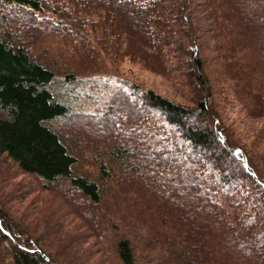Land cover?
<instances>
[{"label": "trees", "instance_id": "16d2710c", "mask_svg": "<svg viewBox=\"0 0 264 264\" xmlns=\"http://www.w3.org/2000/svg\"><path fill=\"white\" fill-rule=\"evenodd\" d=\"M82 81L112 93L73 153L53 126ZM263 141L264 0H0V264H264Z\"/></svg>", "mask_w": 264, "mask_h": 264}, {"label": "rangeland", "instance_id": "374dc122", "mask_svg": "<svg viewBox=\"0 0 264 264\" xmlns=\"http://www.w3.org/2000/svg\"><path fill=\"white\" fill-rule=\"evenodd\" d=\"M127 16H132L133 17V13L130 10H126L125 13ZM134 18V17H133ZM135 20V19H134ZM199 23L201 25V27H203L202 25L206 24V20L203 16V14H201L200 12V16H199ZM205 33L208 34L209 32L206 30L205 28ZM49 45L51 46V49L53 47H56V43L52 40L48 41ZM210 53L214 55V52L212 50V46L210 45V49H209ZM54 50L51 51V55H53ZM56 57V56H54ZM121 75L120 76H124L125 78L129 79V80H134L139 82L140 84H143L145 86L151 87L153 88L155 91L169 96L175 100L178 101H184V99L182 97H180L176 91L174 90V88L165 80L163 79L161 76L154 74L152 72L146 71L144 69L139 68L136 65L130 64L128 62H125L123 64H121V68H120V72ZM58 86V85H56ZM56 91H58V96L61 97V99L64 97H70L71 95H67V93L57 87H55ZM82 93H92L93 95V99L91 101H86L84 99V97L82 96ZM112 93V88L110 86V84L107 83H103L100 85H97L96 87H94V89L90 92L88 86L86 85L85 81H82L77 89L76 92L73 93L74 96H76V100H73L71 98H68L67 104L69 105L71 111L73 110H80L83 111V114L81 115H77L75 116H68L66 117L64 120H62L59 124L54 125L53 127L59 131H64V126H67L70 128L69 132V136L68 134H66V142L68 143V145L70 146V149L72 150L73 153H75L78 149L76 146H78V142H80L79 139V135L82 133H86L90 136L93 135L94 132L96 131H103V127L101 126V124H99L100 122V112L103 110L102 109V104H103V99L106 98V96L110 95ZM227 109L229 111V114L234 116L237 120V124L239 127V130L243 133L246 134H252V132L257 129V127L259 126V120H253L251 118H249L248 116H246L243 111L240 109L239 105L237 103H235L234 100H232L231 102H229V104L227 105ZM154 119V117L151 115L150 118L147 119ZM94 119V120H93ZM146 119V118H145ZM143 127L144 124H139ZM122 129V126L120 123H115L112 130L114 132H118ZM82 140V139H81ZM262 146H264V141L262 142ZM137 147L141 148V145H139L137 143ZM174 159L171 158V164L173 162H177L176 160L172 161ZM180 171V175H182V173H184V170L182 167H180V169H178ZM164 173V172H163ZM160 173V174H163ZM28 176H25L23 174H16L14 177H12L9 181H7L8 185L7 187L9 188L14 182H16L17 180H28ZM12 181V182H11ZM40 195H43V193H38V198L40 197ZM34 197L36 198V193L35 192H31V193H26L21 200L18 202L19 199L16 200H12V204L17 206V210L18 212L22 211L25 207L26 204H29V206L32 208V212H35L33 215H36V211H38L40 208H42L43 204H40V200L34 199ZM45 201H47V198L44 199ZM51 205H54L53 203H51ZM38 209V210H37ZM38 213H40V211H38Z\"/></svg>", "mask_w": 264, "mask_h": 264}]
</instances>
